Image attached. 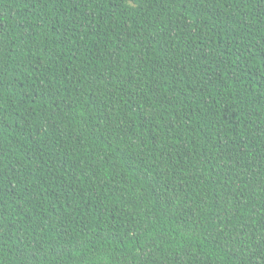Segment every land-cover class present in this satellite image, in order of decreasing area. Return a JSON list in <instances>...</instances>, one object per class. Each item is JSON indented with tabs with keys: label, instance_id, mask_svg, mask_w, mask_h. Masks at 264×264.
I'll return each instance as SVG.
<instances>
[{
	"label": "trees",
	"instance_id": "trees-1",
	"mask_svg": "<svg viewBox=\"0 0 264 264\" xmlns=\"http://www.w3.org/2000/svg\"><path fill=\"white\" fill-rule=\"evenodd\" d=\"M0 264H264V0H0Z\"/></svg>",
	"mask_w": 264,
	"mask_h": 264
}]
</instances>
